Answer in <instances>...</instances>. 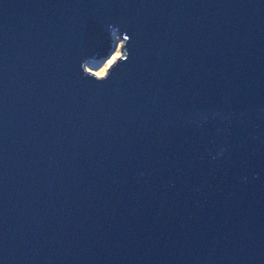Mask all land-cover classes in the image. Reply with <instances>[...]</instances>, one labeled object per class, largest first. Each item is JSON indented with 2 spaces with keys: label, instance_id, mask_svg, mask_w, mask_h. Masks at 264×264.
I'll use <instances>...</instances> for the list:
<instances>
[{
  "label": "water",
  "instance_id": "1",
  "mask_svg": "<svg viewBox=\"0 0 264 264\" xmlns=\"http://www.w3.org/2000/svg\"><path fill=\"white\" fill-rule=\"evenodd\" d=\"M0 264H264V0H0Z\"/></svg>",
  "mask_w": 264,
  "mask_h": 264
},
{
  "label": "rangeland",
  "instance_id": "2",
  "mask_svg": "<svg viewBox=\"0 0 264 264\" xmlns=\"http://www.w3.org/2000/svg\"><path fill=\"white\" fill-rule=\"evenodd\" d=\"M114 37H115L114 42L117 43V47L114 49L113 54H109L101 66L94 68V62H93L90 64V66H88V69L94 72L105 74L107 72L108 67L112 64L114 58L123 55L122 38L118 37L117 35H114Z\"/></svg>",
  "mask_w": 264,
  "mask_h": 264
}]
</instances>
